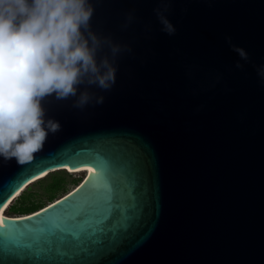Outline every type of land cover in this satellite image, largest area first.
Here are the masks:
<instances>
[{
	"label": "water",
	"instance_id": "obj_1",
	"mask_svg": "<svg viewBox=\"0 0 264 264\" xmlns=\"http://www.w3.org/2000/svg\"><path fill=\"white\" fill-rule=\"evenodd\" d=\"M164 2L173 36L162 0H88L90 30L121 47L97 53L115 84L87 86L104 102L83 109L42 101L61 130L28 164L0 157V209L49 173L87 174L0 216V264H264V0Z\"/></svg>",
	"mask_w": 264,
	"mask_h": 264
},
{
	"label": "clouds",
	"instance_id": "obj_2",
	"mask_svg": "<svg viewBox=\"0 0 264 264\" xmlns=\"http://www.w3.org/2000/svg\"><path fill=\"white\" fill-rule=\"evenodd\" d=\"M161 5L156 15L162 31L173 36L176 29L165 15L169 4L162 0ZM93 11L88 0H0V157L6 162H32L49 133L61 130L59 122L45 120L47 97H77L73 106L83 109L93 100L104 102L87 86L108 91L115 84L114 60L104 56L98 62L97 53L107 46L115 58L121 47L90 30ZM127 19L130 23L133 16ZM226 41L241 60H249L231 37ZM235 66L243 68L239 62ZM258 75L264 80V67ZM81 85L86 88L77 96Z\"/></svg>",
	"mask_w": 264,
	"mask_h": 264
},
{
	"label": "trees",
	"instance_id": "obj_3",
	"mask_svg": "<svg viewBox=\"0 0 264 264\" xmlns=\"http://www.w3.org/2000/svg\"><path fill=\"white\" fill-rule=\"evenodd\" d=\"M81 180L68 179L64 170L49 173L37 180V189L27 187L7 207L9 215H26L41 209L49 202L67 193L68 185L76 186Z\"/></svg>",
	"mask_w": 264,
	"mask_h": 264
},
{
	"label": "rangeland",
	"instance_id": "obj_4",
	"mask_svg": "<svg viewBox=\"0 0 264 264\" xmlns=\"http://www.w3.org/2000/svg\"><path fill=\"white\" fill-rule=\"evenodd\" d=\"M68 175V179H78V180H82V178L84 177L85 173L84 172H72V171H65ZM37 181L31 183L30 185H28L27 187H31L32 189H37ZM26 187V188H27ZM74 187V185H68V190L70 191L72 188ZM25 188V189H26ZM15 201V199L9 204L11 205L13 202ZM3 215L4 216H14V215H9L7 214V209H5V211H3Z\"/></svg>",
	"mask_w": 264,
	"mask_h": 264
},
{
	"label": "bare ground",
	"instance_id": "obj_5",
	"mask_svg": "<svg viewBox=\"0 0 264 264\" xmlns=\"http://www.w3.org/2000/svg\"><path fill=\"white\" fill-rule=\"evenodd\" d=\"M70 171V170H69ZM73 172V171H72ZM76 172H84L85 173V175L87 174V169L86 168H84V169H82V170H79V171H76ZM84 175V176H85ZM5 209L6 208H3V209H0V216H1V219H5V218H7L8 216H4L3 215V211H5Z\"/></svg>",
	"mask_w": 264,
	"mask_h": 264
}]
</instances>
